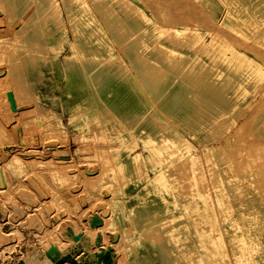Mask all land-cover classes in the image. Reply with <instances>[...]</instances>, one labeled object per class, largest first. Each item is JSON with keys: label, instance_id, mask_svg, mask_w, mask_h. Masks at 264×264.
I'll list each match as a JSON object with an SVG mask.
<instances>
[{"label": "rangeland", "instance_id": "obj_1", "mask_svg": "<svg viewBox=\"0 0 264 264\" xmlns=\"http://www.w3.org/2000/svg\"><path fill=\"white\" fill-rule=\"evenodd\" d=\"M1 10L0 53H13L12 75L40 110L26 120L13 107L12 132L29 125L79 167L65 189L52 162L34 161L26 213H42L0 205V264H39L31 256L45 247L63 264L42 218L80 222L85 211L107 222L92 241H115L121 264H264V0H0ZM118 158L133 171L114 173Z\"/></svg>", "mask_w": 264, "mask_h": 264}, {"label": "bare ground", "instance_id": "obj_2", "mask_svg": "<svg viewBox=\"0 0 264 264\" xmlns=\"http://www.w3.org/2000/svg\"><path fill=\"white\" fill-rule=\"evenodd\" d=\"M7 18L9 17L7 16L6 12L1 10L0 21ZM1 47L7 48L5 42L2 43ZM0 64H3L5 67L3 70L0 69V129L7 132V135L4 138L5 143L0 146V205L4 207L6 206L11 211L13 210L19 214L21 213L25 215L24 217L30 220L35 215H40L42 213L41 211L34 208V210L32 209V212L30 211L31 213H26V211H28L26 207L27 203L32 204L34 199L32 198L33 194H31L33 192L29 190V187L32 183L28 179V176L24 175L30 172L29 170L34 165V161L37 158L41 159V161L39 162L41 166L47 165L48 162H52L55 166L54 169H56L58 172L57 174H59L54 177V180L59 181L62 187L65 189L68 187L65 186L64 183L67 182V180L72 181L78 176L76 171H78L77 168L79 166L75 169V171H70V169L73 167L71 159L62 161V159L60 160V158H57L56 155L60 156L61 154L56 153V151H52V147H57V145L51 140L46 141L42 145H39L37 143L38 139L31 134L29 125H26V127L24 128L25 131H23L19 135H14V133L12 132L14 130H12L10 126V123H14V121H16L15 116L11 114L13 112L12 109H15L13 107H17L20 110L22 118L26 120L31 117H35V114H39L40 110L30 102V100L26 97L27 95L23 90L22 85L19 83V81H15L12 75V71L16 65V59L13 56V53H10L6 50L2 51L0 53ZM10 100L11 102L14 100V106L10 105ZM26 120L25 123H28ZM3 131H1V133H4ZM15 136H18L19 138L18 140L15 139L16 142L14 141ZM121 162L122 161L118 158V166L112 167L111 169L114 173L117 172L122 175H127L128 173L133 171L132 162H129L127 165H123ZM87 172H93V170L90 169V166L87 169ZM37 174H39V172ZM88 184H94V182L92 181ZM30 189H32V187H30ZM28 195H32V197ZM44 204L46 212L47 210L49 211L48 208L51 206V203L48 204L47 202H45ZM81 208L82 206L80 207V209ZM80 213L81 211L79 210L77 214ZM86 217L87 211H85L84 214L82 213L80 215V222H77L76 219H71L68 217L67 219H61L60 221L55 222V224L51 226H48L47 219L41 217L43 223V233L46 235L48 234V236L52 240V244L49 246L52 250L50 254L52 259L57 260L59 258L65 257L63 260V264H108L106 263L108 262V260L109 264H121V256L119 254V251L116 249V244L114 243L115 241H104V244H101L100 246H96L92 241V238L93 236H95L96 232L103 230L107 222L93 217L89 223ZM23 220L25 219L23 218ZM12 225L13 224H11V226ZM13 226L15 227V225ZM80 233L81 235L77 239L73 238V236H77ZM64 235H66V237ZM47 241H49V239ZM70 242H73L74 244L72 245L74 246L71 247L69 245L70 247L66 249V245L70 244ZM97 242H100L99 238H97ZM12 244L14 245V243ZM45 249L47 248H42V253L40 251L34 252V254L31 256L32 259H37L39 261V264H50V259L45 255ZM104 253H106L108 256L105 258L98 257ZM43 256L45 261H42ZM21 260L18 261V264H23Z\"/></svg>", "mask_w": 264, "mask_h": 264}, {"label": "crops", "instance_id": "obj_3", "mask_svg": "<svg viewBox=\"0 0 264 264\" xmlns=\"http://www.w3.org/2000/svg\"><path fill=\"white\" fill-rule=\"evenodd\" d=\"M171 96H172L171 107L173 108V110H177V112H178V109H180V108L181 109L187 108V105L185 103L180 104V100L185 99V97H183L182 94H180L179 97L177 98L176 94L173 92V94ZM128 100H130V101L124 100V103H126V106L128 109L129 108H137L139 105L141 109L144 108V110L146 111L145 108L147 107L148 109H150L148 112L154 113L156 108H157V105H158V103H157V105H153L152 103H150V101H148L147 106H144V104L142 103L141 100H139V101L135 100V99H133V101H131V99H128ZM132 102H134V104ZM127 103H129V105H127ZM151 110H153V111H151ZM180 115L181 114L178 112V116H179L178 118H183V117H180ZM72 244H74V243L70 242V244H67L66 249L70 246L73 247L74 245H72Z\"/></svg>", "mask_w": 264, "mask_h": 264}]
</instances>
